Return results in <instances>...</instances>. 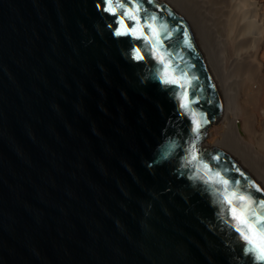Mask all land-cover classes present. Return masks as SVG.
Listing matches in <instances>:
<instances>
[{
    "label": "water",
    "instance_id": "water-1",
    "mask_svg": "<svg viewBox=\"0 0 264 264\" xmlns=\"http://www.w3.org/2000/svg\"><path fill=\"white\" fill-rule=\"evenodd\" d=\"M134 2L147 12L125 24L156 15L162 46L147 27L117 36L123 9L100 0H0V264H261L221 186L186 163L195 141L251 206L264 199L234 157L201 147L221 108L199 45L169 6Z\"/></svg>",
    "mask_w": 264,
    "mask_h": 264
},
{
    "label": "bare ground",
    "instance_id": "bare-ground-1",
    "mask_svg": "<svg viewBox=\"0 0 264 264\" xmlns=\"http://www.w3.org/2000/svg\"><path fill=\"white\" fill-rule=\"evenodd\" d=\"M154 1L172 8L190 29L217 85L223 138L214 147L205 146L229 153L264 188V159L257 151L264 148V8L260 0Z\"/></svg>",
    "mask_w": 264,
    "mask_h": 264
},
{
    "label": "snow or ice",
    "instance_id": "snow-or-ice-1",
    "mask_svg": "<svg viewBox=\"0 0 264 264\" xmlns=\"http://www.w3.org/2000/svg\"><path fill=\"white\" fill-rule=\"evenodd\" d=\"M147 3L152 4L153 0H146ZM103 5V11L108 12L112 15H116L117 12L121 9L123 11L120 13V19L118 23L123 27V31L120 28L116 29L115 34L117 36L120 35H130L136 38H144L148 39L147 36L143 35V27H147L153 33V38L149 41L153 47H160L162 46V39H161V32L158 28L154 25V23H149V21L155 22L157 20L156 15H151L145 19L144 24L141 25L139 29L136 27L129 28L125 22L124 17L127 19L136 22L137 24L140 22L139 13L141 11L147 12L146 9L142 7L140 2H134V0H118V2L114 3L113 0H100V4L97 6L100 7ZM140 33L137 36V33ZM185 41L187 43V35L185 34ZM133 57L137 60H143L144 57L141 54L139 48H134L132 50ZM161 63H164L162 57H157ZM162 82L165 84H176L178 83L175 79H164L162 78ZM183 87V85H181ZM193 101L189 100L187 103L182 102L180 107L185 110H189L190 104ZM193 127L192 132L195 134V139H199V128L200 124L193 119L192 121ZM190 159L186 161L187 164H192L193 162H199L202 165L201 176H197L194 178L202 179L206 184H215L220 185L221 188L217 189L218 194L222 197V202L226 203L230 210L232 211L233 219L239 222L240 226L236 227V231L240 232L241 238L246 242L248 247L246 248V253H252L255 256V259L261 264H264V199H260L258 204L255 206H251L253 204L251 194L244 195L242 193H238L232 188V185H238L239 181L234 180L231 181L225 176L222 175L221 172H213L210 165L205 163L201 158L199 152L196 150L195 141L190 144ZM213 160H218L219 157H213ZM211 174V175H210ZM243 176V173H241ZM212 177H215L213 179ZM251 184V182H249ZM251 187L255 189L257 193L261 192V189L257 187L255 184H251ZM229 193L235 199L240 201H245L249 204L248 210L245 212L243 209L237 210L233 208V199L229 198Z\"/></svg>",
    "mask_w": 264,
    "mask_h": 264
},
{
    "label": "rangeland",
    "instance_id": "rangeland-1",
    "mask_svg": "<svg viewBox=\"0 0 264 264\" xmlns=\"http://www.w3.org/2000/svg\"><path fill=\"white\" fill-rule=\"evenodd\" d=\"M260 2H261V6L264 8V0H260ZM240 125H241V127H242V122L240 121ZM207 136L205 137V139L203 140V142L201 143V147H202V149H207V146H205V144H207V145H213L212 147H214V145L217 143V142H219L220 140H222V138H223V129L221 128V126H220V121L218 120L216 123H213L209 128H208V130H207ZM242 135L247 139V140H249V141H252L251 139H250V136H249V134H247L246 132H242ZM203 146H205V148L203 147ZM208 148H209V146H208ZM210 149V148H209ZM258 151V155L260 156V157H262L263 159H264V148H261V149H258L257 150ZM249 162H251L252 160H253V158L251 157H247L246 158ZM250 159H251V161H250ZM259 161V160H258ZM253 163L252 164H254L255 163V161L253 160L252 161ZM256 163H258V162H256ZM255 165V164H254ZM255 166H257V165H255ZM247 168V167H246ZM263 172V171H262ZM264 173V172H263ZM256 174V173H255ZM254 174V175H255ZM256 176V175H255ZM257 177V176H256Z\"/></svg>",
    "mask_w": 264,
    "mask_h": 264
}]
</instances>
